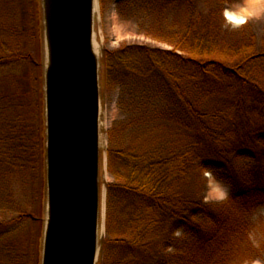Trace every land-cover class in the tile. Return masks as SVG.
Here are the masks:
<instances>
[{
	"label": "trees",
	"instance_id": "1",
	"mask_svg": "<svg viewBox=\"0 0 264 264\" xmlns=\"http://www.w3.org/2000/svg\"><path fill=\"white\" fill-rule=\"evenodd\" d=\"M143 1L156 7L162 27L164 15L174 11L175 25L165 29L163 39L172 48L126 44L105 49L102 87L105 92L136 78L158 87V96L167 91L169 110L155 114L150 124L169 120L163 126L172 134L148 137L147 126L132 133V121L107 131V167L114 181L107 183L106 237L97 264L264 261L252 217L264 205V36L259 39L248 21L242 34L231 36L224 29L225 8L220 17L212 5L203 15L196 0ZM32 3L34 37L40 43V0ZM2 31L13 37L22 30L11 25ZM20 49L1 38L0 66L32 57ZM181 128L186 132L175 139ZM44 129L41 87L33 99L16 85L0 93V264L41 262ZM240 161L251 164L239 167ZM194 170L227 179L232 187L227 199L208 202L191 190ZM23 171L37 173L38 216L15 196L14 181ZM24 220L36 222L33 236L19 232Z\"/></svg>",
	"mask_w": 264,
	"mask_h": 264
},
{
	"label": "water",
	"instance_id": "2",
	"mask_svg": "<svg viewBox=\"0 0 264 264\" xmlns=\"http://www.w3.org/2000/svg\"><path fill=\"white\" fill-rule=\"evenodd\" d=\"M97 0H40L45 219L40 264H97L101 242V72Z\"/></svg>",
	"mask_w": 264,
	"mask_h": 264
},
{
	"label": "rangeland",
	"instance_id": "3",
	"mask_svg": "<svg viewBox=\"0 0 264 264\" xmlns=\"http://www.w3.org/2000/svg\"><path fill=\"white\" fill-rule=\"evenodd\" d=\"M196 2L203 15L209 12V8L212 5L211 7L218 10V14L221 17V10L225 8L226 26L224 29L231 36L242 34L241 27L244 24L232 22L226 16L227 12L233 9L245 13L244 9H242V0L233 2L223 0H196ZM248 2L250 4V10H254L255 13H250L251 15L247 18V21L254 24L259 39H262L264 36V0H249ZM156 11L155 6L147 5L143 0H109L106 3L97 0L95 45L99 56L102 57L105 49H116L126 44H141L171 49L172 46L163 39L165 37V29H169L175 25L173 22L174 11H170L168 15H164L162 18L163 27L158 22ZM39 16L41 20V11ZM177 18L183 19V14L177 13ZM11 25L21 26L22 31H18L13 37L5 35L2 31L0 32V39L4 38L20 45V52H30L32 57H19L0 66V93L5 92L8 87L10 88L12 85H16L18 89L20 88L26 94L27 98L33 99V97L38 96V88L41 87L43 93L45 52L42 45V31L40 32V43L35 41L32 0H0V28ZM37 64L40 66L38 67ZM156 90L159 91V88L154 85L144 84L142 80L134 78L129 80L125 86L118 85L104 92L101 81L100 128L102 157L100 177L103 193V221L100 224V242L106 237L107 183L114 181V177L108 171L107 167V131L118 123L132 121L131 124L133 125L129 128L132 133L147 126L149 131L148 137L154 135L168 137L170 131L163 126V123H169V120L161 118L156 121V124H150L151 117H154L155 114L167 112L169 110L168 106L170 105L168 92L165 91L158 96L157 94L159 93ZM170 110L174 113H180L177 108H170ZM173 125H176V123L173 122ZM183 132H186V130L181 128L173 137L175 139L180 138ZM128 140L129 138H126V142ZM239 164L240 167L244 164L251 163L240 161ZM17 177L18 179L14 181L13 186L16 198L21 201L23 206L28 207L30 211L38 216L41 205L40 200H37L39 187L37 173L32 172L30 174L23 171ZM190 181L191 190L202 194L208 202L220 203L225 201L232 191V187L227 179H221L210 171L203 173L199 170H194ZM43 207L41 217L44 227L45 201ZM252 217L257 223L254 236L255 241L257 244L263 241L264 246V205L258 207L253 212ZM36 228L35 221L24 220L19 225V232L24 237L28 236L29 233L33 236ZM257 261L264 264L262 259H257ZM253 262H247L246 264H252Z\"/></svg>",
	"mask_w": 264,
	"mask_h": 264
},
{
	"label": "crops",
	"instance_id": "4",
	"mask_svg": "<svg viewBox=\"0 0 264 264\" xmlns=\"http://www.w3.org/2000/svg\"><path fill=\"white\" fill-rule=\"evenodd\" d=\"M249 0H242V9H244L245 13L240 12L237 9L229 10L228 12L236 14L238 17L248 18L252 13H255L254 10H250V4L248 2ZM247 11V12H246ZM251 13V14H250ZM252 264H262L259 261H254Z\"/></svg>",
	"mask_w": 264,
	"mask_h": 264
},
{
	"label": "bare ground",
	"instance_id": "5",
	"mask_svg": "<svg viewBox=\"0 0 264 264\" xmlns=\"http://www.w3.org/2000/svg\"><path fill=\"white\" fill-rule=\"evenodd\" d=\"M227 18L229 20H231L232 22H235V23H240V24H244L247 22V19L246 18H243V17H238L236 14L234 13H230V12H227ZM96 46V45H95Z\"/></svg>",
	"mask_w": 264,
	"mask_h": 264
}]
</instances>
